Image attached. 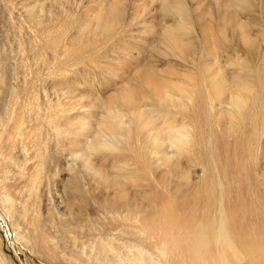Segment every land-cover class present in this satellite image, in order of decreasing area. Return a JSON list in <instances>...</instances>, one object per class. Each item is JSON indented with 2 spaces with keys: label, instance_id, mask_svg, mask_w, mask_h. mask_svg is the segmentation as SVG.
<instances>
[{
  "label": "bare ground",
  "instance_id": "bare-ground-1",
  "mask_svg": "<svg viewBox=\"0 0 264 264\" xmlns=\"http://www.w3.org/2000/svg\"><path fill=\"white\" fill-rule=\"evenodd\" d=\"M127 1L91 2L80 35L69 46L64 43L69 15L63 13V23L56 25L54 14L41 17L29 9L30 19L44 34L42 42H28L29 51L39 60L49 50L54 56L46 65L50 86L57 93L70 90L64 92L67 100L59 95L55 102L45 98L50 92L43 96L38 83L46 77L34 68L35 79L28 77L25 85L8 90L6 101L9 53L6 60L0 56V204L21 234L18 225L26 221L29 199L45 179L59 176V171L52 172L53 165L69 152L77 167L70 168L72 175L65 178L63 189L86 200L98 188L94 183L106 185L111 195L100 201V207L135 238L132 250L121 256L122 264H264V0H191L190 4L163 0L162 10L176 19L166 23L159 39L160 25L151 27L154 38L148 46L158 52L163 47L168 55L197 66L194 72L168 70L164 76L150 64L137 63L135 70L99 61L108 54H116L118 62L133 55L128 44L118 40ZM58 2L63 7L70 0ZM258 5L262 19L260 31L254 33L239 11L251 12ZM146 6L144 0L135 2L132 22ZM230 42L244 46L246 58L233 51ZM26 49L22 52L28 54ZM223 53L228 54L226 59ZM90 69L101 74L111 71L113 78L104 76L103 84L98 83ZM176 75L184 79H175ZM110 81L121 86L107 96H93L99 87L107 89ZM81 82L83 89L72 94ZM77 107L85 110L68 114ZM17 154L24 156L23 163ZM183 159L203 172L200 182L189 188L178 182L188 176ZM87 176L88 190L82 183ZM129 180L135 182L134 192ZM162 185L170 186L176 196L161 192ZM42 223L33 218L31 230L30 224L27 228L31 235L23 240L57 259L59 251L51 245L55 240L52 233L41 231ZM110 251V242L103 240L93 247L92 258L105 261Z\"/></svg>",
  "mask_w": 264,
  "mask_h": 264
},
{
  "label": "rangeland",
  "instance_id": "rangeland-1",
  "mask_svg": "<svg viewBox=\"0 0 264 264\" xmlns=\"http://www.w3.org/2000/svg\"><path fill=\"white\" fill-rule=\"evenodd\" d=\"M108 1L109 0H107V2ZM137 1L138 0L127 1L128 4H126L125 6L124 18L121 26L118 28L119 32L121 33L118 40H120L122 44H128L127 45L128 48L133 50L132 52L133 55H131L127 60L121 58L120 62H118L116 60L117 58L116 54L114 55L108 54L107 56L100 58L101 60L99 59V61H101V65H106V63L108 64L116 63L121 65L122 68L132 67L133 69L136 70L137 66L140 67L144 64L145 65L150 64L151 66H154L157 69L159 76H164L165 72H168V70L179 71V72H192V71L194 72V70H196L195 68L197 67V66L195 67L194 62L193 63L192 61L188 62L187 59H184L178 55H171V54L168 55L167 53H165V51H162L163 47L162 50L158 52L157 50H155L156 48L152 46H148L149 42L152 41L154 38V35L152 37L150 33L151 27L155 26V24L160 25L158 27L156 34V38L159 39L161 38V34L163 31L162 29H164V26L167 24H172L176 19L174 16H169L168 14L165 13V11L162 10L161 4L163 0H155L153 3L151 2L152 0H144L145 2H147V6L144 7L145 9H141L140 16L138 17V19L133 20L132 22V17L135 14L134 11L135 2ZM185 1H187V3L189 4L191 3L190 2L191 0L189 1L185 0ZM91 2H95V0H70V2H64L63 4L64 6L62 7V6H58L59 5L58 0H0V56H2L4 59L5 58L7 59L9 57V60L5 59L6 82H7L6 85L7 90L5 91L6 101H8L9 99L8 93H6L8 92V90H12V88L13 89L18 88L19 87L18 85L20 86L25 85L26 81L31 80V77L32 79H35L34 77L36 73L34 75L35 72L34 68L36 69V72L39 71L41 72V74L43 73V75H45L44 77L46 78L43 79L44 84L47 83L50 78L49 77L47 79L48 71L46 70L48 69L46 68V65L48 67V64L50 66V62L51 63L53 62L54 60V56H52L53 54L49 52V50L48 52L45 51L44 54L42 55L43 58L41 57L39 60H36L33 52L31 51L32 52L31 54V52L29 51L31 47L28 46L32 44L36 45L42 42L44 35V34L42 35L43 28H40L39 26L35 25L30 19L28 14L29 9H34V12H36L37 15L39 14L38 16L41 17H45L49 14H54L55 17L57 18L55 21L56 25L63 23L64 21L63 13L64 15H69L70 24L68 26L67 39L64 40V43H67L68 44L67 46H69L70 40L73 37L80 35V33L78 32L79 26L82 25V18L88 12L89 10L88 8H92ZM138 3H142V2L139 1ZM260 10L261 8L258 5L254 10H251V12L253 11L252 13L249 12L250 10L247 9L245 11L242 10L239 11L242 20L246 21L252 27V31L254 33L260 31L259 28L260 24L258 23L260 22V19H262ZM207 18L208 16H206L205 19ZM164 21H165L164 25L160 24L161 22ZM145 30L147 31V33H142ZM195 32L197 33L198 31ZM29 41L32 42V44ZM20 42L25 43L23 44L25 47L24 49L27 48L26 51L27 50L29 51L30 54L27 52L29 55L26 54L25 51H23L24 53L22 52V50L24 49H21L20 48L21 46L19 47V45L21 44ZM28 42L30 43V45ZM231 44L233 45L232 47L235 48L233 51L240 53L241 57L246 58L247 55H245V53H247V51L244 46L243 47L234 46L233 42H230V45ZM191 48L194 49V45H191ZM197 49L198 50H195V52L198 53V54L196 53L198 57L200 55L199 47H197ZM58 52L62 53V51L60 50H58ZM221 52L222 51H220V53ZM235 52H231L229 56L233 57ZM8 53L9 55L11 53V57L8 55ZM22 54L25 60L23 59ZM50 54L52 55L50 56ZM5 55L6 56L8 55V57H6ZM24 55L25 56L27 55L29 59L27 58V56L26 59ZM227 56L228 54L225 53L224 59H226ZM248 56L252 60L253 57H251L250 55ZM35 61L37 62V67L36 65L33 66V64L36 63ZM40 63H42L44 66ZM137 63H139V65H137ZM99 64L100 63H97V65ZM42 67L44 69L43 71H40V68L42 70ZM229 67L232 70L234 69L235 66L229 65ZM19 68H21L22 70ZM135 70L133 72L132 71L129 72L130 74L132 72V77H135V73H134ZM21 71L22 73L25 74L27 79L24 78L25 77L24 74L21 73V75H19ZM14 72L16 73L14 74ZM90 73H91L90 74L91 77L94 76V78L97 75L96 77L98 78L97 82L102 81L101 84H103L104 76H106L107 79L113 78V74L111 73V71H107L105 74H101L100 71L99 73L98 72L95 73L92 69H90ZM20 76H22L24 79H22ZM68 76H70V74ZM28 77H30V79ZM125 77L127 78V75ZM175 79H184V77L182 75H176ZM43 81L38 83L40 86L39 89H41L42 91V95L44 96L45 93L50 92L49 93L50 95L46 94L45 98L55 102L58 99L57 97L59 95L61 98L67 100L66 98L68 95L64 94V92L70 90L69 87L64 88L63 90L65 91H63V93L62 91L57 93L54 90L53 85L50 86V84H52L51 83L52 78H50V81L47 84H45L46 87L49 88H46L45 85L44 86L42 85ZM117 84L120 83L117 82ZM117 84L112 86L111 83L110 86L105 90L102 89L104 87H101V89L99 87L98 89L93 91V96L94 97L107 96L112 92L116 91L118 87L121 86ZM83 86L84 84L82 83L78 85V87L75 88L74 90L72 89L73 90L72 94L76 95V93H79L78 91H80L81 88L83 89ZM44 87H45V91L43 90ZM74 91H76V93ZM65 95L66 97H64ZM84 110L85 109L83 108L77 107L76 111L74 110H72L71 112L69 111L68 114L72 113L69 115H76V114H80ZM263 140H264V136L262 137L261 142ZM63 154L61 157L60 164L53 165V170H52L53 173L59 171L58 172L60 173L59 176L56 173V175L54 176L55 178L51 177V180L45 179L44 185L41 187L39 192L36 195H34L32 198H30L31 200L29 199L28 201L29 204L27 205L28 215L26 221L22 222V220H20L21 225L18 222L19 224L18 226L20 227L18 228L21 234L18 233L16 229L17 228L16 225H14L12 220L9 219L10 217H8V215L5 213L3 206L0 204V260L2 264H102V262L103 264H122L124 263V261L122 260L121 256L125 253H128V251L132 250L130 248V245L136 242L134 236L131 233L125 234L123 232L124 227L122 226V224L117 222L115 223L112 220V218H110L111 213L108 210L100 207V201H102L104 197L111 195V189H109L104 184L100 183L97 185L96 183H94L98 188L92 191L91 193H88L86 200H81V196L72 195L69 192H67L65 189H63L64 186L62 183H64L65 178H69L72 175V171L70 170V168L77 167L76 162L72 158L71 154H69V152L66 153L64 152ZM23 157H24L23 155L21 156V154H17L19 164L24 162ZM20 158L22 161L20 160ZM102 160L104 164H106L107 162V164L109 165L108 163L109 161H105L104 159ZM183 161L185 165H187L188 176L179 179L178 182L181 181V184H183L184 188H189L195 183L200 182V180L203 177V172L201 167L198 166L196 163L192 161L191 162L187 161V159H183ZM57 166L60 168L58 169ZM55 167L58 170L55 171L54 170ZM61 170L63 172H61ZM82 183L85 189L88 190L89 176H87V178L84 179ZM128 185L130 190L134 192L136 189L134 180H129ZM160 189L162 190L161 192L165 193L166 195L172 198L176 196L175 192L171 190L170 186L162 185ZM17 201H19V199H17ZM33 218L38 219L40 223L41 220L42 222L45 221V224L42 223L43 224L42 225L43 229L41 230L42 232L47 233V236H49L51 233L53 234V235L51 234V238H53L55 241L54 243L51 242V245L53 244L54 246H56V251H59L57 259H50L46 257L41 251H39V249L37 251V248H35L31 242L26 243L27 241L25 242V240H23L24 238L28 240V236L31 235L30 230L32 227L31 223ZM29 224H30V230H28ZM103 240H107L108 242H110L111 251L108 256L106 255L105 261L101 260L102 262L101 261L99 262L97 260L96 262V260L92 258L91 252H93V247L98 246ZM139 245L145 246V244H141V243ZM130 254L133 253L131 252ZM152 264H156V263L153 262Z\"/></svg>",
  "mask_w": 264,
  "mask_h": 264
}]
</instances>
